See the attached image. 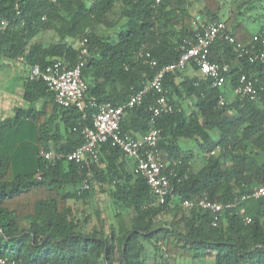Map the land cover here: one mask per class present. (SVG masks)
<instances>
[{
  "label": "trees",
  "instance_id": "obj_1",
  "mask_svg": "<svg viewBox=\"0 0 264 264\" xmlns=\"http://www.w3.org/2000/svg\"><path fill=\"white\" fill-rule=\"evenodd\" d=\"M200 1L203 8L197 16L205 23L222 19L238 42L260 47L238 14L223 18L221 0ZM197 16L186 0H91L90 5L88 0H0V17L11 21L0 29V56L22 57L30 67L45 68L56 59L74 66L87 38L89 53L82 70L87 95L119 106L181 57L184 40L202 29L194 26ZM49 31L57 39L46 43L38 38ZM143 48L151 51L157 65L136 57ZM211 59L230 67L223 86H214L194 61L163 78L174 110L158 117L159 147L167 153L166 171L175 168L179 173L173 177L174 198L163 204L156 202L146 178L135 172L136 160L109 142L101 148L100 162L90 165L94 183L88 190L80 191L84 177L75 162L48 166L40 148L74 150L86 141L83 129L93 120L78 108L58 105L44 80L29 79L24 97L51 99L65 131L54 135L51 147L47 122L39 125L36 137L24 134L40 121L36 109L18 108L13 117L0 121V258L22 264H147V243L164 260H202L211 253L215 264H264V197L243 203L250 223L228 209L217 226L211 212L182 204L204 192L228 203L264 183V59L239 58L235 44L224 39L213 44ZM242 74L263 87L258 99H240L235 93ZM155 98L151 91L141 104L126 108L124 132L135 138L147 132ZM181 139H195L203 156L215 153L205 156L196 170L194 151L185 149ZM39 170L41 179L36 178ZM97 189L111 195L116 207L109 225L101 210L95 211L97 222L91 224L93 214L75 207L89 203ZM163 214L168 220H160Z\"/></svg>",
  "mask_w": 264,
  "mask_h": 264
},
{
  "label": "built area",
  "instance_id": "obj_2",
  "mask_svg": "<svg viewBox=\"0 0 264 264\" xmlns=\"http://www.w3.org/2000/svg\"><path fill=\"white\" fill-rule=\"evenodd\" d=\"M162 1L157 0L158 3ZM10 24L9 19L0 17V29H6ZM199 25L202 29L196 32L194 38L184 40L181 46V57L177 61L163 66L153 78L144 84L140 91L134 93L125 104L119 106H114L109 102H99L87 95L88 85L82 76V70L89 53L87 38H84L81 43V56L76 65L68 66L64 60L56 59L45 68H41L38 64L31 66L29 79L44 80L58 105L65 108H78L84 113L85 118L90 116L93 120L91 127L86 126L83 129L86 141L82 145L68 153L42 146L40 157L46 161L48 166H56L60 161H71L78 164L84 177L80 191L88 190L94 183V175L90 165L100 162L101 148L103 144L109 142L136 160L135 172L146 178L158 204L165 203L169 197L174 198L173 177H179V173L175 168L166 171L168 162L165 161L164 156L167 153L159 147L162 132L157 125L160 115L174 110V105L169 101L168 91L163 84L165 74L172 70L183 69L191 61H194L203 74L213 79L214 86H223L226 82V73L230 67L228 64H220L211 59L212 46L217 39H224L235 44V51L239 58L248 57L251 62L264 59V27H261L253 35L255 43L260 45L257 48L255 44L247 47L238 42L222 19L205 23L201 16H197L194 20V26L198 29ZM136 57L144 58L152 66L158 64L151 51L144 48L137 52ZM262 90L263 87L258 86L253 78L247 74H242L235 88V93L240 99L255 100L258 99ZM151 91L156 93V98L149 108L151 116L148 130L143 136L135 138L122 130L123 115L126 108L141 104ZM224 102L225 99L221 96L220 103L223 104ZM214 153L215 150L205 154V156L208 158ZM42 174L43 171L39 170L36 173V178L41 179ZM261 197H264V183L255 186L250 191L236 195L228 203L212 200L208 193L204 192L200 198L186 199L182 204L189 209L199 208L211 212L212 224L217 226L228 209L235 212L246 223H250L252 217L246 214L242 205L249 199ZM0 264H22V262L1 257Z\"/></svg>",
  "mask_w": 264,
  "mask_h": 264
},
{
  "label": "crops",
  "instance_id": "obj_3",
  "mask_svg": "<svg viewBox=\"0 0 264 264\" xmlns=\"http://www.w3.org/2000/svg\"><path fill=\"white\" fill-rule=\"evenodd\" d=\"M188 9L190 13L194 16H197L200 14L203 4L200 0H186ZM223 0H221L222 2ZM263 0H230L228 3H223L224 6L223 9V18L226 19L229 16H232L234 14H241L240 18L238 17V20L243 22L245 25L248 24V22H257L260 18V23L257 25L255 29H253L251 32L255 33L257 30H259L264 23V13L263 14H251V12L247 13L246 10H253L256 8V4L262 2ZM249 3H253V5L249 8H246V5ZM226 7V8H225ZM241 10V11H240ZM239 11V12H238ZM246 19H248L246 21ZM247 22V23H246ZM248 28V27H247ZM30 70L31 67L23 60L22 57L14 58L12 56L10 57H2L0 56V121L5 120L8 118L13 117L18 108H24V109H36V111L41 112L40 121L35 126L34 124L26 128L24 131V134H27L30 137H36L39 131V125L42 126L44 123H48L49 127V133L46 135L48 137V144L51 147L55 146V141L53 140L54 135L57 133H64L65 126L64 121L62 118V115L59 113V111L54 109L53 104L51 103V99L48 97H40L37 98L35 101H29L24 97L25 92V85L27 84L30 76ZM188 73H192V70H188ZM205 157V156H204ZM205 159V158H204ZM203 159V160H204ZM205 163L203 161H194L192 162L193 167L197 170L201 168ZM199 164V165H198ZM109 201L111 202L113 206V199L111 195H108ZM95 198V196H94ZM93 198V199H94ZM93 201V200H92ZM72 203H74L72 201ZM80 203V202H79ZM83 203V202H82ZM114 213L116 207H114ZM99 209L102 211V208L97 207L94 210L95 211ZM93 211H91V214H93L94 219L97 220L96 216L94 215ZM104 217V215L102 214ZM92 217V218H93ZM105 218V217H104ZM147 251L145 253V257L147 259V264H151V257L155 260V250L152 251L150 249L152 246L150 244H147ZM150 261V262H149Z\"/></svg>",
  "mask_w": 264,
  "mask_h": 264
},
{
  "label": "rangeland",
  "instance_id": "obj_4",
  "mask_svg": "<svg viewBox=\"0 0 264 264\" xmlns=\"http://www.w3.org/2000/svg\"><path fill=\"white\" fill-rule=\"evenodd\" d=\"M230 0H223L222 2L228 3ZM241 1V0H240ZM221 2V3H222ZM91 0H88V4L90 5ZM222 3V4H223ZM226 5V4H225ZM252 6V5H251ZM250 6V7H251ZM249 7V6H248ZM226 8V7H225ZM224 9V6H223ZM241 11V10H240ZM239 12V11H238ZM247 13L251 12V14H263L264 13V0L258 4H256V8H254L253 10H246ZM240 15H238V17L240 18ZM248 19H246L247 21ZM260 20V18H259ZM257 20V22H248V24L246 25L248 27L249 30H253L257 27V25L260 23V21ZM246 22V23H247ZM39 39L43 40L44 42L48 43L51 40H55L57 39V37L55 35H53V32H46L42 35H40V37H38ZM214 137H217V132H213ZM180 144L185 148V149H192L194 151V161H203L204 162V156L201 152V149L197 143V141L195 139H181L180 140ZM199 165V164H198ZM109 194H107L106 192H102L99 189H97V193L91 198V200L89 201V203L84 204L82 202L75 204V207L77 209H79V211H82L83 209H86V212H91L99 207L102 208L103 210V215L104 217L107 219V225H109L111 222H113L114 220V208L111 204V202L109 201ZM94 198V199H93ZM93 200V201H92ZM95 217L92 218L91 224H95L97 222L96 219H94ZM169 215L168 214H163L160 218L161 221H166L168 220ZM150 249H152V251L154 250L153 247H151ZM158 259V264H215L214 263V256L213 254H208L206 255L202 260H193L190 258H182V257H177V258H170L169 260H164L163 258L159 257L158 255L155 256V260ZM151 264H155L156 261H154V258L152 259L151 257ZM150 262V261H149ZM150 264V263H149Z\"/></svg>",
  "mask_w": 264,
  "mask_h": 264
},
{
  "label": "water",
  "instance_id": "obj_5",
  "mask_svg": "<svg viewBox=\"0 0 264 264\" xmlns=\"http://www.w3.org/2000/svg\"><path fill=\"white\" fill-rule=\"evenodd\" d=\"M125 247H126V244H124V249H125Z\"/></svg>",
  "mask_w": 264,
  "mask_h": 264
}]
</instances>
